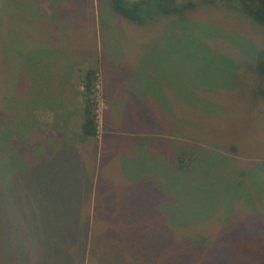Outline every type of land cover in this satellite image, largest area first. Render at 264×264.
I'll list each match as a JSON object with an SVG mask.
<instances>
[{
    "label": "rangeland",
    "instance_id": "1",
    "mask_svg": "<svg viewBox=\"0 0 264 264\" xmlns=\"http://www.w3.org/2000/svg\"><path fill=\"white\" fill-rule=\"evenodd\" d=\"M186 2L135 23L106 0H0V264H264V26ZM85 66L92 143L76 139ZM74 139L84 156L100 142L90 167Z\"/></svg>",
    "mask_w": 264,
    "mask_h": 264
},
{
    "label": "trees",
    "instance_id": "2",
    "mask_svg": "<svg viewBox=\"0 0 264 264\" xmlns=\"http://www.w3.org/2000/svg\"><path fill=\"white\" fill-rule=\"evenodd\" d=\"M111 11L122 18L135 23H141L145 17V13L150 12L151 15L180 13L183 9L190 7L191 2H186L180 6H174V0H106ZM203 4L213 3H232L236 4L235 9L242 14L247 15L257 24L264 26V0H199ZM108 8V7H107ZM148 15V16H151ZM152 17V16H151ZM71 69L67 74L74 70L73 62L69 64ZM252 68L264 80V43L256 51L253 58ZM76 70V69H75ZM79 78L80 90L76 91L81 99V106L78 109L79 132L78 137L81 140L93 138L96 136V113L94 100V83L96 81L97 69L95 66L78 67L76 70ZM68 83V81H66ZM255 96L264 99V83L253 89ZM89 222V219H87ZM92 223V219H91ZM93 227V226H92ZM81 244V242H80ZM83 260L79 259V263Z\"/></svg>",
    "mask_w": 264,
    "mask_h": 264
},
{
    "label": "crops",
    "instance_id": "3",
    "mask_svg": "<svg viewBox=\"0 0 264 264\" xmlns=\"http://www.w3.org/2000/svg\"><path fill=\"white\" fill-rule=\"evenodd\" d=\"M70 75H74V74H70ZM96 76H97V74H96ZM98 79V78H97ZM70 82H71V78H70ZM97 82H98V80H97ZM65 85L67 86V85H70V83H67V82H64L63 83V85H61V90H60V86H58V89H57V91H58V93L60 94V96H63V101H64V108H71L73 105L72 104H67V102L68 101H70V100H68L67 101V99L65 98V91H66V88H65ZM64 88V89H63ZM95 88H96V84H95ZM81 89V87H80V85H79V83L77 84V86L76 87H74V89H72V91H73V93H74V96L75 95H77V97H78V104H79V108H80V106H81V99H80V97H79V95L78 94H76V91H78V90H80ZM103 100V99H102ZM103 104V109H102V113H101V117H102V119H103V112H104V109L106 108L105 107V105H104V103H102ZM78 106V105H77ZM52 108V107H51ZM78 108V109H79ZM74 109V108H73ZM78 109H76V111L78 112ZM69 112V111H68ZM78 114V113H77ZM97 115V114H96ZM68 116H69V113L67 114V119H66V114H65V117L64 118H62L61 120H58L57 122H56V125H61V124H67V123H69V122H71V121H69L68 120ZM99 115H97V117H98ZM44 118L43 119H45V116H43ZM53 118H54V115H52L51 116V118L46 122V124H53ZM97 120L98 119H96V123H97ZM77 121L79 122V117L77 118ZM52 131H54V130H52ZM96 136H97V125H96ZM96 136L95 137H93V138H86V139H84V141H89L90 143H92L93 142V140L94 139H96ZM78 137V136H77ZM76 139H78V140H80L81 141V139L78 137V138H76ZM76 139H74L73 141H75V142H71V145H70V147H72L73 148V156H74V160H75V158L77 157V163H78V167L80 168L81 167V165L82 166H84L85 167V163H87V164H89V166H87V167H90L91 166V164H92V158L94 157V155L97 153V146H99V144H100V142L99 143H97V145L93 148H89L88 150L89 151H85V156L87 157V158H89V161L87 162L86 161V158H85V156L83 155L84 154V152L83 151H81V145L79 146V144H81V143H77L76 142ZM91 140V141H90ZM101 140V139H100ZM83 141V142H84ZM65 145H66V141H65V143H64ZM80 152H82V155H81V153ZM94 163V162H93ZM86 168V167H85ZM79 171V174L81 175V170H78ZM83 171H84V169H83ZM86 171V170H85ZM78 196L77 197H75V199H74V202H73V204L75 205L76 203L78 204V205H80L81 204V186L79 185L78 186ZM90 196V195H89ZM90 199V198H89ZM87 209H88V213H90L91 214V207H90V202H89V200H88V203H87ZM87 213V214H88ZM82 214L81 213H79V216L76 218V221H81V219H82V216H81ZM85 218H90L91 219V216H89V214H88V216L86 215L85 216ZM89 219V220H90ZM79 229H80V226H79Z\"/></svg>",
    "mask_w": 264,
    "mask_h": 264
}]
</instances>
